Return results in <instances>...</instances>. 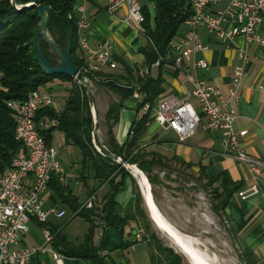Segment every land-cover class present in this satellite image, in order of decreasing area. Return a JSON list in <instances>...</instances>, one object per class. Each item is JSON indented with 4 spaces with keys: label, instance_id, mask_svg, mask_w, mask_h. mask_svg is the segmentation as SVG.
I'll return each instance as SVG.
<instances>
[{
    "label": "trees",
    "instance_id": "16d2710c",
    "mask_svg": "<svg viewBox=\"0 0 264 264\" xmlns=\"http://www.w3.org/2000/svg\"><path fill=\"white\" fill-rule=\"evenodd\" d=\"M30 0H16L21 5ZM50 11L48 30L54 40L65 49L68 40V33L72 28V61L80 68L85 65L86 58H81L82 52L79 36L78 12L76 6L78 0H40ZM160 12L155 16L154 27L150 24V14L146 12L148 36L151 37L155 47L147 40V43L140 47V53L144 56L142 65H136L135 70L128 68L123 72H100L96 75H87L91 82L107 86L119 96V101L113 102L107 113L109 122V139L107 150L101 147L99 152L94 144L92 132L94 123L90 108L88 87L74 81L73 78L64 75H48L40 68L34 48V39L39 22V15L36 7L27 10L17 11L11 0H0V175L10 167L20 144L16 140V116L8 107L9 100L24 101L34 90L44 87L48 82L56 78L70 80L69 94L65 99L62 109L48 106L38 111L36 120L49 121L59 120L58 129L64 133L66 142L79 148L82 155L84 170L94 171V178L109 183L110 191L103 196V204L100 207L81 208L79 197L74 195L68 183L60 181L59 176H54L51 181L53 195L51 202L59 203L66 211H72V217H84L88 223V232L83 241H70L64 234V225L49 221L47 224H39L42 227H49L53 233V241L50 246L70 257L90 260L91 264H107V260L113 262V252L118 249H127L134 245L125 243L123 235L125 228L130 223V218L125 212L122 216L118 204L115 202L116 194L123 189L124 180L131 175L129 171L118 164V158L131 164H136L147 175L148 182L153 186L158 184V175H152L155 164L167 162H178L192 168V164L186 162L179 156L167 157L165 154L155 150H143L140 148V138L147 129V122L153 120L152 109L149 112L143 111L145 103L149 102L151 107L161 93L166 90L165 79L162 76V69L167 63L162 62L159 72L155 76L152 73V65L157 61L159 55L165 56L169 43L176 37L179 28L191 13L190 0H156ZM59 33L57 37L55 33ZM78 36V37H77ZM42 50L52 64L57 61L52 59L48 48L51 47L42 38ZM85 62V63H84ZM146 68L150 72L146 73ZM115 69V68H114ZM135 91L144 94L142 101L136 100L135 108L137 118L131 125L128 137L123 144L116 141L113 134V127L118 123L121 110L127 100L134 99ZM40 129L47 144L51 148L53 129ZM98 142V140H97ZM99 143V142H98ZM101 146V145H100ZM137 149L133 154V150ZM163 162V163H162ZM215 185L219 197L222 199L225 210L231 197L242 187L240 181L233 180L227 173L208 174L205 168L201 167ZM121 174V180H115V173ZM86 173L83 175L85 177ZM152 188V186H151ZM96 189L90 190L91 192ZM134 192L128 206L140 211V205L136 206L139 197ZM138 194V196H137ZM141 197V196H140ZM96 203V202H95ZM100 210L105 212L107 226L117 234V242L114 236L102 235L99 239L95 237L97 229L93 216L99 215ZM142 213V212H141ZM144 214V213H143ZM70 218V219H71ZM144 240L156 251H162L160 241L154 235L149 234V227H146ZM151 261L154 256L150 254Z\"/></svg>",
    "mask_w": 264,
    "mask_h": 264
},
{
    "label": "built area",
    "instance_id": "2783aa9c",
    "mask_svg": "<svg viewBox=\"0 0 264 264\" xmlns=\"http://www.w3.org/2000/svg\"><path fill=\"white\" fill-rule=\"evenodd\" d=\"M104 6L112 16L120 17L121 26H126L136 36H143L154 47L153 40L148 36L147 16L144 5L140 0H104ZM86 0L78 3L76 10L80 21V44L86 57L88 67L94 68V73L104 72L110 68H117L113 59L116 45L127 50L128 43L117 29L112 30L107 38L92 48L87 32L98 28L87 13ZM191 13L185 20L187 30L169 43L165 56L159 58L152 67H159L162 62H171L176 68L185 71L182 81L184 96L161 97L157 106L151 107L149 102L143 106L144 112L152 109L153 122L164 130L174 131L179 140L184 142L199 131L201 125L210 131H225V154L246 164L255 176L264 168V160L247 153L244 139L248 130L237 128L234 104L239 99L240 89L244 84L246 66L251 59L247 48H238L239 63L234 68L231 82L226 88H220L211 82L197 78V69L209 67L206 57H196L210 50L207 44L200 40L199 29L205 28L225 44L236 38H242L246 43L264 45V36L259 32V25L264 22V0H190ZM225 2L222 7H217ZM156 48V47H155ZM173 55V57H172ZM149 73V68H146ZM93 85V82H89ZM187 84L193 88L188 89ZM263 88V86H258ZM144 94L135 91L133 98L142 101ZM192 100L197 101L199 108ZM8 107L16 116L18 132L16 140L22 144L20 154H15L10 167L0 175V264H27L37 256L42 247L21 246L22 237L30 230L32 222L47 224L52 217L63 218L66 211L59 203L47 205L51 198V181L59 176L65 179L62 165V149L60 145L49 148L40 129H58L59 120H36L41 108L55 106L52 96L44 90L37 89L28 95V102L9 100ZM102 149V148H101ZM119 159V158H118ZM259 192L257 184L248 190L239 192L242 199H246ZM91 199L86 208H92ZM45 243L50 245L53 233L49 227H42ZM56 264H62V254L54 252Z\"/></svg>",
    "mask_w": 264,
    "mask_h": 264
},
{
    "label": "crops",
    "instance_id": "0c3cea01",
    "mask_svg": "<svg viewBox=\"0 0 264 264\" xmlns=\"http://www.w3.org/2000/svg\"><path fill=\"white\" fill-rule=\"evenodd\" d=\"M140 2L144 5V12L150 14V24L154 27L155 16L160 12L156 0H140ZM78 3H81V0H78ZM85 5L91 21L99 24L98 28L92 27L87 32L92 48H96L100 42L104 41L112 30L117 29L119 33L123 30L124 26L120 25L119 19L124 15L125 11H121L117 16H112L107 11L106 6H104L105 4L100 3L99 0H86ZM126 31L131 32L128 28ZM259 32L264 36V22L259 25ZM199 34L200 40L207 44L210 50L205 54L199 53L196 57H206L209 67L197 69L195 75L197 78L207 80L220 88H226L232 80L234 68L239 63L238 48L244 47L249 50L251 59L246 66L244 84L240 89L239 99L234 104L236 126L237 128L248 130V135L244 139L247 153L264 160V45L246 43L242 38H236L232 42L225 44L205 28H200ZM142 45L144 44L140 43L138 39L129 41L127 50L116 45L113 59L117 63V68H108L104 72H123L127 68L134 71L136 65L140 66L144 62V56L139 51ZM83 54L86 55L87 52H80L79 56L86 58ZM153 68H158L159 70V67ZM157 74L154 75L156 76ZM185 74V71L176 68L171 62L164 65L162 76L165 79L166 90L156 99L155 106H157L161 97L182 98L184 96L182 81ZM260 85L263 88H259L258 86ZM91 87L95 89L92 91L95 100V103L93 101L94 104H96L98 99L101 101L107 99L108 103L117 102L120 99L115 92L104 84L94 83L90 85ZM187 88L192 89V84H187ZM126 103L128 104L126 105L127 107L121 110L119 121L113 127V134L119 144H123L126 141L131 125L137 118V112L131 111V108H135L136 100H127ZM192 103L199 108L197 101L192 100ZM106 113L107 109L104 111V117ZM97 115H99L98 118L100 120L104 118L99 113ZM101 128L103 127L98 123L96 128L98 141L100 137L97 135L99 131L101 133ZM225 136V131H210L201 125L196 134L182 142L174 131L164 130L155 124L153 120H150L147 122L146 131L140 138V148L143 150H155L165 154L167 157L179 156L186 162L191 163L193 169L203 167L208 174L215 175L225 172L233 180L240 181L242 187L228 202L225 208L226 216L242 248L245 264H264V168L261 169L259 175L255 176L246 164L225 154ZM51 145V148H56V145H60L62 149V165L65 170L63 182L69 183L74 195L81 199L89 196L90 190L96 189L98 197L103 198L110 191L109 183L94 178V171L87 170L88 174L85 177L83 176L85 170L81 171L79 159H76L75 156L76 151L79 155H81V152L78 147L66 142L63 132L53 133ZM133 168L137 169V167L131 166L132 170ZM138 170L140 169L138 168ZM254 184L258 185L259 192L242 199L239 196V192L248 190ZM132 195L133 190L129 189L125 183L124 189L119 191L115 197V202L120 209H125L128 206ZM51 204L50 198L47 205L50 206ZM59 219L62 218L52 217L50 221L58 224ZM21 246L43 248L27 264H56L54 258L56 250L45 243L42 228L37 223H31L29 232L22 237ZM134 247L135 245H132L129 248ZM129 248L118 249L115 252L126 251ZM115 252H113V262L111 264H132L130 259L123 255L117 256L114 254ZM62 264H91V262L88 259L62 254ZM107 264H109L108 260Z\"/></svg>",
    "mask_w": 264,
    "mask_h": 264
},
{
    "label": "rangeland",
    "instance_id": "374dc122",
    "mask_svg": "<svg viewBox=\"0 0 264 264\" xmlns=\"http://www.w3.org/2000/svg\"><path fill=\"white\" fill-rule=\"evenodd\" d=\"M100 3H104V0H99ZM225 2L219 4L217 7H222ZM127 27L124 26L120 32V36L124 42L139 40L140 43L146 44L147 40L143 36H136L132 31L129 33L126 31ZM187 30V25L183 23L178 30V33L182 34ZM52 36L51 32L49 31ZM123 33V34H122ZM125 34V35H124ZM57 37L59 33H55ZM78 37V36H77ZM48 52L51 54L52 59L57 61L56 55L52 47L48 48ZM158 68H153L152 73L157 74ZM91 82V81H90ZM71 86L70 80H61L56 78L54 81L48 82L41 90L47 91L54 100V107L62 109L65 99L69 94V88ZM90 94L93 98L92 91L94 87L89 88ZM111 99V98H110ZM95 103V100L93 98ZM113 102L108 100L101 101L98 99L96 102V110L102 117H104V111L107 109V113ZM128 105L125 102V107ZM91 108V105H90ZM131 111L137 112L136 108H131ZM107 113L106 116L107 117ZM99 116V115H98ZM98 118V123L101 124V133L99 131L98 141L99 145H103V148L107 150L105 146L109 139V127L107 118ZM93 119V116H92ZM94 122V121H93ZM97 123V125H98ZM77 150V148H76ZM146 150V149H145ZM137 149L133 150V154ZM76 159H79L81 171H83L82 155H79L76 151ZM118 164L126 168L130 177H126L124 184L140 196L135 198L137 200L136 206L140 205V211H136L135 208L127 206L121 215L126 212L130 218V223L127 225L123 235V241L125 243L133 242V231H137L136 243L134 248L128 250L115 252L114 254L123 255L130 259L132 264H191L190 259L185 255L166 235V232L155 223L153 215L149 210L145 199L143 197V189L139 174L133 168V171L129 165L131 163L120 161L116 159ZM163 163V162H162ZM129 164V165H128ZM138 167V166H137ZM139 168V167H138ZM142 172V171H141ZM84 173L88 174L87 169ZM145 173V172H144ZM143 172L142 174L145 175ZM152 175H158V184L153 186L148 182V189L152 192V197L167 220L173 225L180 233L191 238L196 248L204 253L205 258L210 264H245L242 254V248L237 240L236 234L230 226L229 219L226 216V212L223 208V201L216 192L215 185L211 183L207 174L200 169H193L187 167L184 164L178 162H167L164 164H155L152 169ZM114 178L117 181L121 180V174L115 173ZM146 178V177H145ZM69 185V183H68ZM70 186V185H69ZM152 186V188H151ZM124 189V185H123ZM143 190V191H142ZM135 193V194H136ZM137 194V196H138ZM94 201L93 207H100L103 204V198H99L96 191L89 193V196L79 198L81 201V208H86V204L90 200ZM96 201V203H95ZM142 212V213H141ZM144 213V214H143ZM105 212L100 210L99 215L93 216V221L96 224L98 230L95 232V237L99 239L102 235H112L115 240L117 234L107 226L104 218ZM72 217V211L68 210L67 215L59 219V225H64V234L70 241H83L85 238L89 223L81 216ZM71 218V219H70ZM146 227H149V234L154 235L161 243L162 251H156L149 244V240H144L146 234ZM119 241V239H117ZM120 242V241H119ZM150 254L154 256L151 261ZM109 264L111 262L108 260Z\"/></svg>",
    "mask_w": 264,
    "mask_h": 264
},
{
    "label": "water",
    "instance_id": "95a60500",
    "mask_svg": "<svg viewBox=\"0 0 264 264\" xmlns=\"http://www.w3.org/2000/svg\"><path fill=\"white\" fill-rule=\"evenodd\" d=\"M11 2L17 11L27 10L31 7L37 8V12L39 15V22H38V26H37V30H36V34H35V39H34V48H35L38 64H39L40 68L42 69V71L48 75L64 74V75H67L73 79L76 77L78 82L81 85H84V86L90 88V84L86 78V74L83 72H79V70H80L79 66H77L71 59L72 38H73L72 28H70V31L68 33V40L66 43V47H65V49H63L54 40V38L49 33L48 24H49V18H50V11H49L47 6L43 5L40 0H30V1H27L23 4H21V5H19L16 2V0H11ZM42 38L49 45H51V47L54 49L56 55L58 56L57 64H55V65L52 64L48 60V58L45 56V54L42 50V45H41L42 44ZM89 102L91 105V112H92L93 121H94L93 122L94 123V130L92 132L93 144H94L95 148L99 152H101L102 151L101 146L98 144L97 138H96V128H97V123H98L97 110H96V106L93 103L91 97H89ZM119 160L122 161L121 158H119ZM131 166H136V165L130 164L129 167L131 168ZM143 197L145 199L146 204L149 206V200H148L147 196L145 195L144 191H143ZM133 235H134L133 243H136V241H137L136 237H135L137 235L136 230L133 231Z\"/></svg>",
    "mask_w": 264,
    "mask_h": 264
},
{
    "label": "bare ground",
    "instance_id": "6f19581e",
    "mask_svg": "<svg viewBox=\"0 0 264 264\" xmlns=\"http://www.w3.org/2000/svg\"><path fill=\"white\" fill-rule=\"evenodd\" d=\"M79 30H80V21L78 20ZM85 63V62H84ZM79 72H83L86 74V78L88 82H90V79L87 75H96L97 73H94V68L88 67V63L86 61L85 65L81 68L79 67ZM74 81L78 82L77 78L75 77L73 79ZM79 83V82H78ZM80 84V83H79ZM33 93V92H32ZM31 94V93H30ZM21 102H28V96L27 99ZM16 132H18V124L16 126ZM50 148V147H49ZM22 151V144H20L16 154H20ZM137 167V166H132ZM135 171L139 174V179L141 181L142 189L144 190L145 195L147 196L149 200V210L151 211L155 223L163 230V232H166V235L171 239V241L190 259L191 264H210L207 262L204 253L200 252L196 246L194 241L180 233L171 223L167 220V218L162 214V212L157 207L153 197L151 190L148 189V182H147V176H144L141 172V170L135 169ZM146 177V178H145Z\"/></svg>",
    "mask_w": 264,
    "mask_h": 264
}]
</instances>
